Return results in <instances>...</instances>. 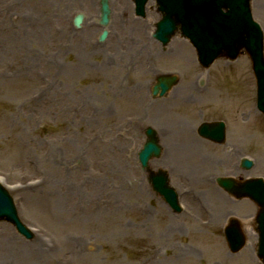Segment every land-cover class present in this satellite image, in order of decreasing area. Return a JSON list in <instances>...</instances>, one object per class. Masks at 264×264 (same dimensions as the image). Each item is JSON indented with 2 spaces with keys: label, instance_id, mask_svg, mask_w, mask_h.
Returning a JSON list of instances; mask_svg holds the SVG:
<instances>
[{
  "label": "rangeland",
  "instance_id": "rangeland-1",
  "mask_svg": "<svg viewBox=\"0 0 264 264\" xmlns=\"http://www.w3.org/2000/svg\"><path fill=\"white\" fill-rule=\"evenodd\" d=\"M108 3L100 43L99 0H0V183L33 233L27 240L0 221L8 248L16 259L40 235L53 247L52 264H252L247 249L224 257L222 240L211 235L218 227L202 223L209 212L219 224L253 214L247 200L219 191L213 175L264 179V117L247 57L202 70L184 39L163 48L151 38L160 17L154 2L144 19L131 0ZM251 10L264 39V0H252ZM167 73L178 85L152 99L156 76ZM216 120L227 128L224 146L180 130ZM163 125L173 128L149 166L168 172L179 215L153 193L137 162L144 129ZM186 143L192 148L182 158ZM243 157L253 162L249 171L240 168ZM200 160L194 173L177 165Z\"/></svg>",
  "mask_w": 264,
  "mask_h": 264
},
{
  "label": "water",
  "instance_id": "water-1",
  "mask_svg": "<svg viewBox=\"0 0 264 264\" xmlns=\"http://www.w3.org/2000/svg\"><path fill=\"white\" fill-rule=\"evenodd\" d=\"M158 11L162 14L161 20L156 25L154 38L163 45L167 44L175 31L189 40L195 47L200 65L207 68L215 59L224 57L234 60L242 50L248 55L257 85V108L264 114V60L262 32L258 25L252 21L249 2L250 0H155ZM147 0H134L136 15H144V5ZM224 10V12H222ZM109 10L106 0L101 1V24L107 25ZM82 16L78 15L75 26H79ZM106 36L104 31L100 37L103 41ZM153 88V94L163 96L175 83L174 77H160ZM215 127V128H214ZM200 134L216 142L223 141V127L202 125ZM149 138L139 152L138 159L143 169L151 157L159 155L154 132L147 129ZM248 169L250 165L243 163ZM153 190L163 196L165 201L178 211L176 195L168 188L167 179L163 173L150 176ZM220 185L237 196L249 197L262 209L258 216L260 222V256L264 259V183L261 181L247 182L236 188L232 181H222ZM0 219L12 223L16 230L31 238V234L19 222L12 201L8 194L0 187ZM236 236L238 245L242 238L237 231H231ZM237 248V247H236Z\"/></svg>",
  "mask_w": 264,
  "mask_h": 264
},
{
  "label": "bare ground",
  "instance_id": "bare-ground-1",
  "mask_svg": "<svg viewBox=\"0 0 264 264\" xmlns=\"http://www.w3.org/2000/svg\"><path fill=\"white\" fill-rule=\"evenodd\" d=\"M173 44H177V41H175ZM165 129H168V127H163ZM190 148H192L191 143H186V145L181 144L180 146V153H178L182 158H187L184 152H187ZM187 150V151H186ZM176 152V151H175ZM189 154V153H188ZM187 154V155H188ZM178 156V157H180ZM167 157V156H165ZM187 160V159H184ZM203 160V159H201ZM200 161H196L195 165H191L188 167H184L183 165L177 163V165L180 167L181 171L182 170H186L187 172H191L194 173L197 169L195 168V166H200V164L202 163ZM200 163V164H199ZM43 185L41 184V186L39 188H42ZM193 196V194L191 195ZM195 200V198H194ZM197 200V199H196ZM191 204V203H189ZM247 223V222H245ZM1 228V227H0ZM3 231H0V264H15L16 259L20 262H22V264H31V261H35L38 264H52V258L50 256V251L53 249V247L51 246H46V244L42 243V236L37 235L34 241V244H32L31 249H29V252L27 253H18L15 259V253L8 248V243L12 242L10 241V239L8 237L4 236V229L1 228ZM74 244H76L74 242ZM22 254H26V255H22ZM20 257H22L20 259Z\"/></svg>",
  "mask_w": 264,
  "mask_h": 264
}]
</instances>
